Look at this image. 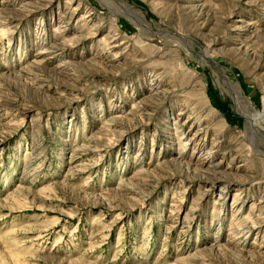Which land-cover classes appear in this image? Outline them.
Segmentation results:
<instances>
[{"label": "rangeland", "instance_id": "374dc122", "mask_svg": "<svg viewBox=\"0 0 264 264\" xmlns=\"http://www.w3.org/2000/svg\"><path fill=\"white\" fill-rule=\"evenodd\" d=\"M263 111L264 0H0V264H264Z\"/></svg>", "mask_w": 264, "mask_h": 264}, {"label": "bare ground", "instance_id": "6f19581e", "mask_svg": "<svg viewBox=\"0 0 264 264\" xmlns=\"http://www.w3.org/2000/svg\"><path fill=\"white\" fill-rule=\"evenodd\" d=\"M91 30H92V27L89 28V31H91ZM247 104H251V103L248 102ZM263 113H264V111H263ZM263 113H257V114H253L251 116H248L249 123L252 127V130L258 134H260L262 132L264 133V131H262L261 127L258 124V118L263 116Z\"/></svg>", "mask_w": 264, "mask_h": 264}]
</instances>
